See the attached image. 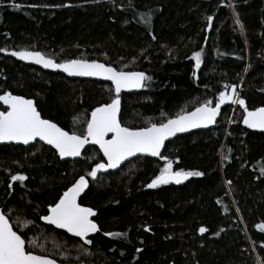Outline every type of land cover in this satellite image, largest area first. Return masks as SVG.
I'll list each match as a JSON object with an SVG mask.
<instances>
[{
	"label": "trees",
	"instance_id": "obj_1",
	"mask_svg": "<svg viewBox=\"0 0 264 264\" xmlns=\"http://www.w3.org/2000/svg\"><path fill=\"white\" fill-rule=\"evenodd\" d=\"M0 48L144 72L152 78L144 90L121 96V122L132 128L205 100L214 107L232 85L248 110L264 107V0H0ZM201 50L195 69L191 56ZM6 92L33 100L42 118L79 133L91 111L115 95L109 84L71 80L0 52V95ZM244 115L238 104L226 103L215 129L168 143L163 156L174 171L204 175L153 190L146 185L165 165L162 159L141 156L92 180L87 173L105 162L96 147L63 162L41 143L0 145V209L26 241L43 245H29L30 251L59 263L258 264L264 261V232L257 227L264 225V134L244 129ZM16 174L27 179L12 182ZM82 175L89 186L78 202L95 210L101 229L89 236L90 246L40 219ZM200 227L208 231L200 234Z\"/></svg>",
	"mask_w": 264,
	"mask_h": 264
},
{
	"label": "snow or ice",
	"instance_id": "obj_2",
	"mask_svg": "<svg viewBox=\"0 0 264 264\" xmlns=\"http://www.w3.org/2000/svg\"><path fill=\"white\" fill-rule=\"evenodd\" d=\"M12 6L20 7L17 4ZM227 6L234 8V5L230 3ZM150 18V13L145 14L144 22L149 23ZM207 21L208 28L211 29L213 16H208ZM236 23L243 30V25L238 18ZM152 39H156L155 35H152ZM0 52L7 53V49L0 48ZM8 54L20 60L40 64L44 68L63 71L68 76L97 77L112 82L115 95L109 103L102 104L91 111L90 119L87 120L82 133L66 131L56 123L42 118L31 99L13 95L11 92L0 95V102L6 106V110L0 111V142L14 141L28 145L37 140L43 141L52 146L61 158L80 157L86 145H98L106 162L96 163L87 173L92 180L98 178V173L117 169L129 158L139 155L159 157L166 161L159 174L146 185L148 189H155L160 185L173 182L181 184L191 177L203 176L204 173L200 171H174L173 162L162 155V150L165 149V142L178 133L214 124L220 114L221 106L226 102L238 104L244 109L243 123L248 128L264 130V107L248 110L245 100L239 98L236 92V85L231 86V94L221 91L214 107L213 100L209 99L193 111H181L174 117H169L159 123L149 122L148 126L141 128L128 127L121 122L120 118L121 92L145 87V81H150L152 78L146 76L144 72L118 70L110 64L84 58L69 59L58 63L39 51L19 50ZM202 55V50L192 53L191 59L195 61V69L201 67ZM193 76H196L195 71ZM227 87L225 85V88ZM261 173L264 174V168L261 169ZM10 179L12 182H23L27 177L23 174H16L11 175ZM88 186V179L83 175L80 176L71 187L63 192L56 203L48 207V214L41 216L40 219L58 229L66 230L67 233L83 241V244L90 246L93 241L89 239V236L100 232L101 229L92 219L97 215L95 210L82 206L78 202ZM8 187L11 189L12 183H9ZM28 223L31 222L25 221L24 225L27 226ZM257 227L264 232V225H257ZM145 230L150 231V229ZM198 231L204 234L208 229L200 227ZM104 235L113 237L124 234L108 232ZM29 245L33 248L40 247L43 250V245H38L36 240L26 241L23 234L14 230L8 216L0 211V264H57L56 260L46 255L30 251ZM140 251L142 249H137V252ZM258 264H264V261H258Z\"/></svg>",
	"mask_w": 264,
	"mask_h": 264
},
{
	"label": "water",
	"instance_id": "obj_3",
	"mask_svg": "<svg viewBox=\"0 0 264 264\" xmlns=\"http://www.w3.org/2000/svg\"><path fill=\"white\" fill-rule=\"evenodd\" d=\"M10 52H11V51H7V53H6V52H2V54H3L4 56H6V57H10V58L16 60L17 62H19V63H21V64H23V65H25V66L35 67V68H38V69H40V70H42V71L49 72V73H53V74H61V75L65 76L66 78L71 79V80H86V81H95V82H99V83L109 84V85H111V86L114 88V85L112 84L111 81L104 80V79H102V78H97V77H77V76H68V75H67L66 73H64L63 71L55 70V69H51V68H44L42 65H40V64H36V63H34V62H32V61L20 60L19 58L14 57V56H11L10 54H8V53H10ZM62 63H63V62H62ZM101 63H102V62H101ZM137 72H140V71H137ZM145 84H146V81H145ZM144 88H145V87H143V88H141V89L122 90V92H121V96H123V95H128V94H139V93H141V92L144 90ZM22 97H23V96H22ZM24 98H25V97H24ZM26 99H28V98H26ZM34 103H35V102H34ZM226 103L229 104L230 102H226ZM226 103H224V104L221 106L220 114L217 116V118H216V122H215L214 124L209 125L208 127H202V128L192 129V130H190V131H188V132L178 133L175 137H172V138H170L168 141L165 142V148H166V145H167L168 143H170L172 140H174V139H176V138H178V137L185 136V135H190V134L195 133V132L209 131V130H213V129H215V128L217 127V124H218V122H219V120H220V117H221V115H222V108H223V106H224ZM0 104H1V105L3 106V108L6 110V106L3 105L2 102H0ZM192 111H193V110H192ZM120 117H121V116H120ZM242 125H243V128H244V129H246V130H248V131H250V132H254V133H263V134H264V130L248 128L244 123H242ZM59 127H60V126H59ZM109 138H110V137H109ZM35 143H41V144H43V145H45V146L51 148V149L57 154V156L60 158V160L63 161V162H65V161H76V160L81 159L82 156H83V154H84V152H85L88 148H90V147H96V148L99 150V146H98V145L88 144V145L85 146V149L82 151V155H81L80 157H76V158H73V157H65V158H61V157L59 156V154L56 152V150H55L52 146L47 145L45 142H43V141H39V140L34 141V142H30L28 145H25V144H23V143H17V142H14V141H12V142H0V145H1V146L15 145V146H20V147H25V148H27V147H30L31 145L35 144ZM164 150H165V149L162 150V155L164 154ZM99 151H100V150H99ZM100 153H101L102 156H103V153H102L101 151H100ZM141 156H146V155H139V156H137V157L129 158V160L123 162L122 165H121L119 168H117V169H109L107 172H101V173H103V174L115 173V172L119 171L121 168H123V167H124L128 162H130L131 160H133V159H135V158H138V157H141ZM149 157H150V156H149ZM103 158H104V157H103ZM151 158H153L154 160H157V161L161 160L159 157H151ZM104 160H105V162H106V158H104ZM191 178H192V177H191ZM191 178H189V179L186 180V181H183L181 184H176V183H174V182H173V183H169V184H173V185H176V186H181V185H184V184H186L187 182H189V181L191 180ZM160 186H162V185H160ZM160 186H158V187H160ZM158 187H157V188H158ZM85 190H86V189H85ZM85 190H84V191H85ZM147 190H153V189H148V188H147ZM81 195H82V194H81ZM0 211H2V210L0 209ZM10 223H11V222H10ZM65 231H66V230H65ZM51 259H52V258H51ZM56 262H57V261H56ZM57 264H65V263H59V262H57ZM66 264H69V263H66ZM80 264H93V263H80Z\"/></svg>",
	"mask_w": 264,
	"mask_h": 264
}]
</instances>
